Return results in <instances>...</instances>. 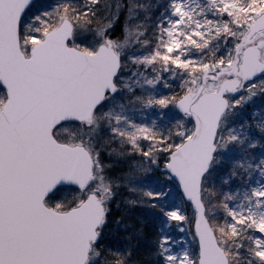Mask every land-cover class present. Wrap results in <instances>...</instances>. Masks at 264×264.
Returning a JSON list of instances; mask_svg holds the SVG:
<instances>
[{"label": "snow or ice", "instance_id": "6c2138e0", "mask_svg": "<svg viewBox=\"0 0 264 264\" xmlns=\"http://www.w3.org/2000/svg\"><path fill=\"white\" fill-rule=\"evenodd\" d=\"M0 264H264V0H0Z\"/></svg>", "mask_w": 264, "mask_h": 264}, {"label": "rangeland", "instance_id": "374dc122", "mask_svg": "<svg viewBox=\"0 0 264 264\" xmlns=\"http://www.w3.org/2000/svg\"><path fill=\"white\" fill-rule=\"evenodd\" d=\"M34 2L36 5H41L40 3L42 2V0H35ZM49 2H51V0H46V3H49ZM191 213H192V209L189 207L188 214L191 215Z\"/></svg>", "mask_w": 264, "mask_h": 264}, {"label": "trees", "instance_id": "16d2710c", "mask_svg": "<svg viewBox=\"0 0 264 264\" xmlns=\"http://www.w3.org/2000/svg\"><path fill=\"white\" fill-rule=\"evenodd\" d=\"M46 3V0H42V2L40 4H45ZM39 6V5H38Z\"/></svg>", "mask_w": 264, "mask_h": 264}]
</instances>
